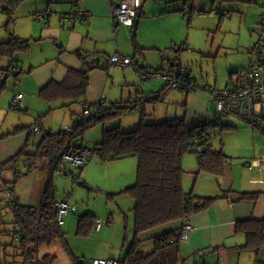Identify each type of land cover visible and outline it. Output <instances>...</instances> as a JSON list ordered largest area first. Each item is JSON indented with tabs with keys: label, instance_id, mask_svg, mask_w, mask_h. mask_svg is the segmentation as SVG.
Here are the masks:
<instances>
[{
	"label": "crops",
	"instance_id": "crops-1",
	"mask_svg": "<svg viewBox=\"0 0 264 264\" xmlns=\"http://www.w3.org/2000/svg\"><path fill=\"white\" fill-rule=\"evenodd\" d=\"M120 1L23 0L17 6L13 13L14 27L11 35L29 41V49L27 52L16 53L13 60L10 57L0 56V166L15 157L25 147L29 138L36 149L41 140L40 136L46 132H52L51 130L45 131L48 124L42 119L48 114L47 108L52 110L50 107L55 105L57 106L56 109H59V113H63L62 109L71 104L57 100L50 101L44 98V95L41 96L40 92L48 86L55 88V86L62 84L69 69L82 72L88 70V86L85 97L80 103H74L79 104L83 112L75 116L72 125L80 116L87 117V113L91 114L92 119L97 120L98 117H94L93 114L94 110L101 105L108 107V89L110 87H130L136 83L133 72H130L133 67L122 68L127 70V74H131L125 73L126 77L123 79L117 73L120 67L107 66L106 59L118 53L134 59L139 67L152 73L167 74L173 70H182L180 61H173L167 57L166 51L178 42H181V46L191 42L190 18L201 17L205 14L221 17L224 14L220 18V23L222 19L231 16L230 11H225L227 10L225 3L220 4L216 0H143L137 9L141 16L137 30L133 33L132 26L115 24L111 17V6ZM218 11L221 15L217 14ZM0 14L4 17L7 16L6 12H0ZM39 14H44V18L38 19ZM151 21L154 24H151ZM148 24L155 28L150 38H146L145 35L147 34L144 32L145 28L149 26ZM158 29H161L159 32L161 35L156 34ZM179 31L182 36L177 39V32ZM260 36H263L264 42L263 30L257 37L250 36L249 41L245 44L239 41L236 45L234 52L238 57H243L241 63L243 65H240L242 67L238 71L232 69L234 72L230 73L225 86L231 81L235 73L264 58L262 53L264 45L259 51L257 50L258 52L256 51ZM8 40L9 38L5 37V39L0 40V43ZM147 49L158 51L162 61L169 62L168 66L165 67L164 62L157 65L156 56L146 58L143 51ZM163 50L166 51L163 52ZM221 55H223L222 47L220 49ZM155 66L158 67L154 69ZM11 67L16 72L9 75L8 70ZM133 70L141 81L149 82L153 79L163 81L161 78H143L138 70L135 68ZM16 73H18L17 76H15ZM10 78H13V85H10ZM132 81L133 83L130 85L129 82ZM191 83L197 89L189 93L182 90L164 91V86L160 92L155 93L156 95L161 94L155 101L145 99L155 94L146 95L139 99V96L142 95L140 94L135 101L131 100L129 104L122 105H130L134 108L128 110L127 113L139 110L142 115L140 121L144 120L145 123L174 119L178 118L177 116L181 111L176 110L175 104L171 101V91H181L184 92L186 98L183 106L186 108L187 114L184 118L188 126L208 124L217 118L215 107L212 111L209 110L208 97L205 93L200 92L202 87L196 84L192 76ZM143 88L145 89V87ZM19 94H22V100L26 107L24 109H11L10 100ZM175 98L178 100L179 96L177 95ZM161 100L164 103L156 108H152L149 104ZM99 103L101 104L98 105ZM7 105L8 110H5ZM189 107L195 109L194 115H190L191 113L188 112ZM45 111L46 113H44ZM170 111L172 112L171 117H165L169 116ZM12 112L18 120L9 119L8 113ZM152 112H157L162 118L160 117V120L153 119L151 117ZM2 113L5 116L8 114L3 120L1 119ZM15 113L29 115L27 121L32 119L30 114L33 113L32 123L29 126L24 125L23 118L16 116ZM117 125L122 130L127 131L134 130L138 126L134 127L135 125H133L128 129L123 128L120 123ZM34 126L38 127L39 133L31 135L30 132ZM67 134L72 136L68 142L71 144H75L74 142L83 138L84 135V133L79 135L74 132ZM209 136L213 148L225 155V162L220 174L199 171L197 156L187 153L182 158L184 170L182 189L185 193H192L199 198H213L214 201L205 210L188 218L167 223L142 233L140 239L146 242L149 241L146 240L149 237L181 229L185 224H188L191 226L188 239L187 241H179L178 244L180 260H183L184 264L187 260H189V264H264V245L258 251L241 249L247 242V235L236 229L239 222L264 220V164L258 165L264 160V120H257V126H252L242 120L228 117L221 121L220 126L213 127ZM37 137L40 140L35 143ZM216 142L219 144L216 145ZM194 144L196 143L194 142ZM91 156H95L92 151L89 158H92ZM115 162H126L127 166L131 168L136 165L137 169V159L134 157L104 163L96 158L95 161L85 164L80 179H68L74 184L80 180L83 181L84 169L88 165L91 172L86 179L89 181H85L93 188H99L97 184L102 173L105 174V177L110 178V175L104 171V167L113 165ZM97 170L101 173H94ZM59 175L64 176L60 172ZM128 182H130V178L123 180L120 188L131 184ZM52 184L55 197L56 187L53 180ZM134 184L135 182L124 188L127 189ZM111 185L112 182L105 185L108 192H114L109 191ZM110 194L115 193L105 194L108 200L112 198L109 197ZM76 211L77 209L72 213ZM96 219L99 218L96 217ZM101 227L102 225L98 229ZM93 229L98 230L95 227Z\"/></svg>",
	"mask_w": 264,
	"mask_h": 264
},
{
	"label": "trees",
	"instance_id": "trees-1",
	"mask_svg": "<svg viewBox=\"0 0 264 264\" xmlns=\"http://www.w3.org/2000/svg\"><path fill=\"white\" fill-rule=\"evenodd\" d=\"M22 1L0 0V12H6L8 16L7 26L14 23L13 13ZM216 1L220 4L230 2L254 3V0ZM217 14L221 15L219 11ZM28 49L29 41L10 35L7 42L0 43V56L10 57L13 60L16 53L27 52ZM87 73L88 70L82 72L69 69L62 84L55 86V88L48 86L40 92L41 96L44 95L43 97L50 101L57 100L68 104L80 103L85 97L88 86ZM17 75L18 73L15 74V76ZM157 99L155 97L151 101ZM129 106L122 104L104 106L97 120L80 116L73 123L72 131L81 135L96 122L121 118L133 108ZM211 124L210 122L189 127L183 117L164 120L159 123H145L142 120L136 129L128 131L122 130L119 125L115 124L112 129L103 131L101 141L92 151L94 157L100 162H111L129 157L137 159L135 184L124 190V193H128L134 200L133 238L125 257L122 260H115L119 264H179V262L184 264V261L180 260L178 245L182 228L146 239L153 242V249L150 253L142 251L141 244L144 240L140 239V235L164 224L188 218L205 210L214 201L213 198H199L192 193H185L182 189L184 174L182 158L187 153L197 156L199 171L220 174L225 162V155L213 148L210 136L205 133ZM30 134L34 133L31 131ZM203 135V140H200ZM71 138V135L62 130L59 133L46 132L41 136L35 152L28 153L26 146L31 141L29 138L25 147L15 157L0 166L1 174L3 171L16 168L17 161L22 155L28 168L31 167L32 161L36 158L49 159L47 165L51 175L42 194L40 205L36 208L21 205L17 203L18 198L15 195V203L5 208L12 212L14 231L17 228L19 233L17 242L23 259L22 264H55V255L45 254L40 257L37 253L38 248L42 244H50L55 238L60 239L64 244L66 243L61 226L55 219L54 204L57 201L54 197L52 176L53 173L60 172L71 180L80 179L84 167L81 169L72 168L68 162L61 159L57 160L59 150ZM195 139L199 140L196 144L193 142ZM197 147H201L200 153H197ZM60 161L62 162L58 163ZM76 171L78 173H75ZM3 181L11 184L14 189L13 183ZM113 196L114 194L109 195V197ZM95 220L96 217L90 212L80 216L77 221V234L88 236L94 227ZM236 229L247 235V242L241 249L258 251L263 247L264 220L239 222ZM74 264L78 263L74 262ZM81 264L84 262L81 261Z\"/></svg>",
	"mask_w": 264,
	"mask_h": 264
},
{
	"label": "rangeland",
	"instance_id": "rangeland-1",
	"mask_svg": "<svg viewBox=\"0 0 264 264\" xmlns=\"http://www.w3.org/2000/svg\"><path fill=\"white\" fill-rule=\"evenodd\" d=\"M225 5L227 6V10L225 11H231V16L229 18H224L219 23L220 16L217 17L211 14H205L201 17H192L190 18V25L192 26L191 38L193 41L191 40V42L183 46L180 45L181 42H178L175 46H172L170 50H163V52H167L166 56L173 61L179 60L183 67L182 69L188 68L187 70L190 72L196 84L202 87L200 92L205 93L208 97L210 111L213 110L215 104L208 89H223L226 82L229 80L230 73L234 72V69L238 71L239 68L242 67L240 65H243L241 64L243 57H238L234 52V48L239 41L245 44V42L249 41L250 36L257 37L264 30V0H254V3L251 5L239 3H225ZM6 20L8 21V17H4L0 14V40L5 39V37L10 38V35L13 33L14 25L7 26ZM151 24L154 23L151 21ZM148 25L149 26H147L144 31L147 34L145 35L146 38H150L155 31L153 26L150 24ZM160 31L161 29H158L156 34L161 35L159 34ZM181 36L182 33L180 31L177 32V39ZM221 47L223 55L220 56ZM143 53L146 58L156 56L157 65H161L164 62L165 67L168 66L169 62L162 61L158 51L147 49L144 50ZM262 53L264 56V49ZM226 54L228 55L226 56ZM257 58L259 59V57ZM236 60L239 61L235 63L231 62ZM156 67L158 66H155L154 69H156ZM130 72H133V78L136 79V83L134 82L135 84L130 87H110L108 89V106L111 104H129V101H135L136 97L140 94L142 95L139 96V99L146 95L158 93L165 86L164 82L158 79H153L149 82L141 81L133 68ZM117 73L124 79L127 70L119 68ZM127 75L131 74L128 73ZM9 82L10 85H13V78H10ZM129 83L131 85L133 81ZM143 87H145V89ZM142 91L143 93H141ZM171 92V101L175 104L176 110L181 111L177 117H186V108L183 106L185 104L184 100L186 99L184 92ZM177 95L179 96L178 100L175 98ZM163 103V100H161L154 102V104H149L152 108H156ZM50 108L52 110L47 108L46 111L48 114L42 119L48 124L45 131L51 130L53 133L73 127L72 122L75 116L83 112L79 104L68 105L62 109L63 113H59L60 111L56 109L57 106L55 105ZM4 109L8 110V105ZM46 111L44 113H46ZM194 111V108H188V112L191 113L190 115H194ZM8 114L10 120H18L13 116V112ZM8 114L5 116V114L2 113L1 119L3 120L6 118ZM15 114L23 118L24 125L27 124V126H29L30 123H32L34 117L33 113H28L32 115V119L29 121H27L30 117L29 115L25 113ZM151 115L153 119L160 120L162 118L157 112H152ZM168 115L169 116H164L171 117L170 115H172V112L170 111ZM141 116L139 110H136L127 113L121 118H112L102 122H96L95 125L84 132L83 138L76 140L74 143L77 145L81 144L82 147L88 151H93L96 144L100 142L104 130L112 129L114 126L111 125L119 123L123 128L129 129V127H133V125L136 127L141 120ZM87 117L91 118V114L87 113ZM159 122L160 121L155 123ZM40 138L37 137L35 143H38ZM218 144L219 143L216 142V145ZM33 145L32 142H29L26 146V152L34 153L35 147ZM24 159L23 155L20 156L16 168L3 171L0 174V178L13 183L15 195L18 197L17 203L36 208L41 203L42 194L51 175V171L47 165L49 159L36 158L32 161L30 168L25 165ZM95 159L96 157L89 158L88 163L95 161ZM89 168L90 167L86 165L83 181L90 187L91 185L86 182L89 181L86 179L91 172ZM104 171L110 175V178L105 177V174L102 173L99 183L97 184L99 188H93L91 186L93 188L91 191L78 186L76 183H72V181L65 176L61 177L59 172H56V174L53 173L52 180L56 187L55 199L57 201L68 199L69 204L75 206L77 211L64 216L63 223L60 225L61 231L65 235L66 243L64 244L63 241L55 238L50 244H42L37 251L40 257L45 254L55 255V264H73L74 262L78 263L80 260L83 261L84 264H91L93 260L99 258L122 260L125 257L133 238L134 201L128 193H124V189L135 182L136 165L131 168L127 166L126 162H115L113 165L105 166ZM96 172L100 171L97 170L94 173ZM75 173H78V171ZM129 178L130 182L128 183L131 184L120 188L122 185L121 182ZM108 182H112L109 191L114 192H108L105 187ZM108 193L115 194L108 200L107 195H105ZM88 212L103 220L105 223L98 230L92 229L88 236H79L77 234L78 218ZM13 221L14 217L10 210L5 208L0 209V264H22L23 262L18 249V242L13 236ZM141 249L145 253H150L153 249L152 240L142 242ZM189 263V260H187L186 264Z\"/></svg>",
	"mask_w": 264,
	"mask_h": 264
},
{
	"label": "built area",
	"instance_id": "built-area-1",
	"mask_svg": "<svg viewBox=\"0 0 264 264\" xmlns=\"http://www.w3.org/2000/svg\"><path fill=\"white\" fill-rule=\"evenodd\" d=\"M143 0H121L118 4L111 6V17L115 24L132 26V21ZM188 12V11H187ZM44 14H39L38 19H43ZM264 45L263 36H260L256 51L260 50ZM257 51V52H258ZM256 52V53H257ZM107 66H116L120 68L133 67L138 70L143 78H161L165 82L164 91L182 90L184 92H192L197 89L191 83V76L188 70H173L167 74L152 73L139 67L134 59L125 57L118 53L113 54L106 59ZM16 71L13 67L8 70V74L12 75ZM209 93L213 98L217 118L213 120L210 128L205 132L211 134L212 128L220 126L221 121L228 117L242 120L252 126H257V120H264V59L251 64L249 67L235 73L231 81L221 90L209 88ZM159 95H152L145 99L152 100ZM144 98L142 100L145 101ZM25 103L22 100V94L15 96L10 102L11 109H24ZM104 105L98 106L94 110V117H99L103 111ZM31 131L34 134L39 133L38 127H32ZM65 133L73 132L72 129L64 130ZM204 134V135H206ZM204 135L200 140H203ZM198 139L194 142L198 143ZM197 153L201 152V147L196 148ZM91 152L81 146H74L71 143L65 144L57 154V160L61 159L71 164L72 168H83L87 162V158ZM264 164V160L258 165ZM15 203V193L13 186L0 179V209L12 206ZM75 206L70 205L68 201H57L54 204L56 222L61 225L63 217L69 212H74ZM108 222V220H107ZM105 222L101 219H96L94 227L98 229ZM191 226L185 224L182 227L179 241H187ZM16 241L19 239L17 228L13 232ZM91 264H119L114 259H95Z\"/></svg>",
	"mask_w": 264,
	"mask_h": 264
},
{
	"label": "water",
	"instance_id": "water-1",
	"mask_svg": "<svg viewBox=\"0 0 264 264\" xmlns=\"http://www.w3.org/2000/svg\"><path fill=\"white\" fill-rule=\"evenodd\" d=\"M141 13L140 12H136L135 16L133 18L132 21V32L135 33L137 30V25L139 23V19H140ZM78 186L85 188L87 190H92V188H90L85 182L83 181H79L76 183ZM78 264H81V260L78 262Z\"/></svg>",
	"mask_w": 264,
	"mask_h": 264
},
{
	"label": "clouds",
	"instance_id": "clouds-1",
	"mask_svg": "<svg viewBox=\"0 0 264 264\" xmlns=\"http://www.w3.org/2000/svg\"><path fill=\"white\" fill-rule=\"evenodd\" d=\"M143 2V1H142ZM142 4V3H141ZM141 6V5H140Z\"/></svg>",
	"mask_w": 264,
	"mask_h": 264
}]
</instances>
